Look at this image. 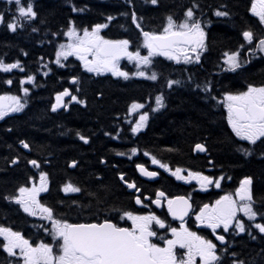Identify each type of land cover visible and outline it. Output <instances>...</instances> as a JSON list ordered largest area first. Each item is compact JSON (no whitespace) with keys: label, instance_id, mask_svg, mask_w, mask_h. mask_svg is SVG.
<instances>
[{"label":"trees","instance_id":"1","mask_svg":"<svg viewBox=\"0 0 264 264\" xmlns=\"http://www.w3.org/2000/svg\"><path fill=\"white\" fill-rule=\"evenodd\" d=\"M29 1L38 12L37 20L27 21L12 32L6 23L16 12L15 5L0 0V11L6 14L5 23L0 26V61L7 64L19 61L25 71L22 76L20 68L7 73L0 71V96L28 89L27 108L0 120V224L17 225L23 216L6 197L14 195L34 176L28 161L38 157L49 160L47 168L52 183L49 196L60 206L57 208L62 215L73 220L95 219L120 207H129L130 201L117 178L119 172L125 173L117 154L133 148L147 150L163 163L179 164L177 167L182 169L205 170L212 161L214 172L231 177L232 186L251 176L254 207L264 214V143L251 145L235 137L227 124V112L218 100L227 93L246 91L249 84L264 85V56L252 58V54L243 53L248 60L241 59L242 67L234 72L227 71L224 63L225 52L241 49L243 31L257 25L250 15L252 0H159L156 5L151 0ZM193 4L199 5L196 17L207 28V51L200 63L186 66L155 58L156 81L88 73L75 56L61 60L60 65L56 63L55 53L60 44L68 43L64 33L71 26L82 34L84 28L91 31L94 25L106 23L108 27L101 30L105 39H128L130 47L137 49L143 38L132 22L133 12L140 18L144 31L158 32L166 24L167 16L180 22ZM73 7L78 10L73 11ZM216 10L227 11L229 15L217 17ZM121 66L124 68L125 62ZM28 76L34 77L33 81L21 84ZM73 76L79 77L77 93L80 99L85 98L86 105L72 102L66 112H53L56 94L73 88L70 83ZM8 80L12 83L8 84ZM168 80L180 83L164 93L167 109L157 113L147 131L134 138L131 125L124 121L129 106L133 101L144 103L154 94L162 93L160 90ZM77 133L89 142L84 143ZM21 140L29 144V152ZM198 143L207 146L208 155L194 154ZM238 148H248L252 155L246 156ZM13 160L17 163L13 164ZM73 161L76 166L70 168ZM67 180L78 184L82 193L68 198L60 196L59 185ZM257 221L264 223L260 216ZM249 231L256 239L248 232L236 238L226 253V264H231L232 259L264 264V235L252 226ZM233 252L235 257L231 255ZM0 264H10V257L2 248Z\"/></svg>","mask_w":264,"mask_h":264},{"label":"snow or ice","instance_id":"2","mask_svg":"<svg viewBox=\"0 0 264 264\" xmlns=\"http://www.w3.org/2000/svg\"><path fill=\"white\" fill-rule=\"evenodd\" d=\"M159 0H151L153 5L158 4ZM9 4H14L17 16L13 17L15 22L9 21L6 27L12 32L17 31L18 27H23L22 21H35L38 18L34 4L26 2V0H8ZM199 5L193 4L184 12V19L177 22L173 16L166 18V24L162 30L158 32L144 31L135 12L131 14L133 24L143 37L141 48L147 50L146 55H141L140 50L131 51L130 40H111L105 39L101 35V30L108 27V24H96L91 31L88 28L82 30V34L77 31L75 26L68 28L64 33L68 37V43L60 44L57 49L56 63L61 64V60H67L70 56H75L82 62L83 68L88 73L102 75L111 73L112 76L122 77L128 80L131 76L144 77L151 81L158 79L157 73L149 69L153 64V58L160 56L176 63L184 64L200 63L201 56L207 51L206 36L202 22L196 19L195 9ZM226 7V6H222ZM77 11L75 7L72 9ZM251 13L258 17L259 23L264 25V0H252ZM217 17H226L229 15L227 11L216 10L214 13ZM112 17H108L111 20ZM5 23V15L0 13V24ZM33 31L37 29L33 28ZM243 39L249 45L253 43L254 33L251 30H245L242 33ZM241 48L243 45L240 46ZM257 49L264 53V38H260ZM239 51L231 53L225 52L224 63L227 65V71H236L241 68ZM122 58L134 62L137 71L129 73L122 71L119 67ZM20 68L19 61L15 63H4L0 61V71L5 73L12 69ZM23 71V68H20ZM47 75V73H45ZM34 77L28 76L27 81H33ZM72 84L79 82V77H72ZM8 84L12 81L8 80ZM21 84L25 81L21 80ZM178 80H168L167 87L172 88L173 85L179 84ZM199 87V85H197ZM207 90V89H206ZM79 91V89H77ZM25 95L28 89L24 88ZM65 97L70 100L65 102ZM56 103L52 105L51 110L57 111L58 108H67L70 102L77 104H86L85 100L74 95L69 89L65 88L62 92L56 94ZM156 108L153 111L164 107L163 94L155 97ZM224 106L227 109V124L231 128L232 133L240 141H247L251 145H256L258 141L264 143V85L254 86L249 84L246 91H240L236 94L227 93L224 97ZM25 107L21 102V98L15 95L0 96V120L4 119L9 113L20 112ZM145 105L143 103L133 101L128 108V114L138 113V119L135 120L131 131L133 134L144 129L149 120L148 112H141ZM79 139L84 143H88V138L77 133ZM107 135V133H106ZM24 148H29V144L20 141ZM198 151H205L202 144H197ZM244 155H252V151L248 148H238ZM132 153L135 154L137 149L133 148ZM144 155H148L147 152ZM152 164L159 165L160 168L170 171L167 164L161 163L156 157H152ZM13 164L17 160L12 161ZM35 168H39L37 160H29ZM72 167L76 166L73 161ZM137 168L141 174L148 177H156L155 171H148L144 165L138 164ZM182 169L176 168L171 174L177 180L190 182L195 180L201 189H207L210 185L219 188L220 181L224 179H214L212 176L204 175L201 172L189 171L187 176L182 175ZM123 181L125 178L120 176ZM130 189L137 188L135 182H127ZM48 191V174L40 172L39 183L33 182L30 187L21 186L18 188V194L6 199H11L20 208L30 216H39L41 219L50 222L51 227L45 228V231L51 236L52 242H40L33 246L19 231H14L10 227L0 226V248L7 253L9 257H17L16 264H224L220 252H227V241L224 235L217 234V229L222 228L224 232H228L234 227L238 233H252L246 227L243 220L238 218V213H243L248 221H256L260 216L264 220V214L258 212L254 207L256 200L253 194V178L251 176L244 177L239 187L233 194L221 196L214 204H204L195 215V220L212 230L215 240L219 241L224 248L218 251L217 243L212 239H208L202 235H198L194 231H190L185 226L184 217L188 215L192 208L189 202L190 198L177 196L171 199L165 197L163 191L156 193V199L152 201L157 206H161L162 198L167 199L168 212L174 219L181 221L180 226H166L165 221L155 214L136 215L131 211H124L121 219L131 221L130 226H121L119 223L112 222L111 219L105 218L103 221L97 222H69L67 219L56 216L55 209L45 205L40 200V194ZM65 193H79L81 188L67 183L63 186ZM135 203L140 205L143 203L141 197H135ZM153 224L158 225L159 229L170 230L171 238L160 236L163 246L153 241L158 236L156 230H153ZM258 232L264 235V223H254L252 225ZM252 239H256L252 235ZM184 250L182 255L177 254V250ZM233 257L236 254L231 253ZM231 264H245L243 260L232 259Z\"/></svg>","mask_w":264,"mask_h":264},{"label":"flooded vegetation","instance_id":"3","mask_svg":"<svg viewBox=\"0 0 264 264\" xmlns=\"http://www.w3.org/2000/svg\"><path fill=\"white\" fill-rule=\"evenodd\" d=\"M72 80V78H71ZM85 100V98H84ZM86 101V100H85ZM87 103V101H86ZM86 105V104H84ZM163 113V112H162ZM140 149V148H139ZM142 150V149H141ZM27 152L30 151L26 150ZM145 151V150H142ZM145 152H141L137 150V152L132 156L136 158L130 157L125 162H123L121 171H124L125 173L119 172L117 175V178L122 186V188L125 191L126 197L130 201L129 207H120V209L112 211L110 213V218L112 222L119 223L121 226H130L131 221H125L121 219V216L123 215V212L126 211V209H130L129 211L133 212L136 215H147V214H155L156 216L160 217L162 220L165 221L166 226L171 227H179L181 222L175 221L171 214L168 212L167 207V199L174 198L175 196H178L179 194H182V190L187 189L189 186H192L194 189L191 193L193 205H194V211L192 215L184 222L185 226L189 228L190 231L196 232L198 235H202L208 239H211L213 237L212 230L200 225L199 222L195 220L196 213L199 212L200 208L204 204H214L216 200H218L221 196L225 195V192H221L215 196H211V191H207V189H201L200 185L195 181L186 182L184 180H177L171 173L175 171L177 167L180 166L179 164L172 165L167 164L169 166L170 171H166L163 168H160L159 165L152 164L151 160L152 157L149 155H144ZM37 160L38 164L40 165L39 168L33 167L31 164V168L34 171V175L36 173L40 172H49L50 168H47L50 166L49 160L47 158H33ZM31 159V160H33ZM150 171H155L158 173V178L153 181H149L146 179H143L138 172L137 165L141 163ZM117 168L116 166H114ZM72 168V167H70ZM182 169V168H181ZM124 175V180L122 181L120 179V175ZM187 176V175H185ZM220 177H216V179H219ZM226 179V178H225ZM127 182H135L137 185V188L140 189V192H137L136 189L131 191L130 188L127 187ZM63 186V183L59 185V189ZM58 189V190H59ZM158 191H163L165 193V198H162L161 206H157L155 203H152L156 199V193ZM65 195L60 194L62 197H67L71 195V193H64ZM140 196L141 200L143 201L142 204L137 205L135 203V197ZM56 201H52L48 203V205L51 207V203H55ZM127 205V204H126ZM33 218V224H35L36 230L32 229L31 226L25 225L20 229L26 228V232L29 234H32L36 236L37 238H51V236L45 231V228H50L51 224L49 221L41 219L39 216H32ZM26 223V220L22 216L19 219V222H17L18 226H22ZM153 230H156L158 233L157 237L153 238V241L156 243H159L161 246H163V241L159 239L160 236H166L170 238L171 233L170 230L165 229H159L158 225L153 224ZM24 232L25 235L27 233ZM30 236V235H27ZM51 240V239H50Z\"/></svg>","mask_w":264,"mask_h":264},{"label":"rangeland","instance_id":"4","mask_svg":"<svg viewBox=\"0 0 264 264\" xmlns=\"http://www.w3.org/2000/svg\"><path fill=\"white\" fill-rule=\"evenodd\" d=\"M7 1H8V0H7ZM28 2H30V1H28ZM17 15H18V13L16 12V14H15L13 17H15V16H17ZM13 17L11 16V19H13ZM14 22H15V21H14ZM248 45H249V44H248ZM251 45H253V43H252ZM251 45H249V46H251ZM129 50H130V49H129ZM140 51H141V50H140ZM146 54H147V50H146V49H145L144 52L141 51V55H146ZM258 54L264 55V53L260 52L259 50H258ZM122 60H127V59H126V58H122L121 61H122ZM126 65H127L128 67L133 68V72L137 71L134 62H131V61H128V60H127ZM119 66H120V64H119ZM123 70L128 71L127 69H123ZM149 74H151V70H150V69H149ZM130 76H131V75H130ZM21 102H22V103H25V100L21 98ZM154 108H156V107H154ZM22 110H23V109H22ZM138 116H139V115H138ZM138 116H137L136 120L138 119ZM131 120H132V119H131ZM35 182H36L37 184L39 183V181H35ZM31 185H32V184L29 183L27 186L30 187ZM237 215H238V218L241 219V220H243V222H244L245 224L248 223V222H253V221H248V220H247V217H244L243 213H238ZM235 232H237V230H236L234 227L230 228L229 231H228V233H235ZM13 259H18V258H17V257H13Z\"/></svg>","mask_w":264,"mask_h":264},{"label":"water","instance_id":"5","mask_svg":"<svg viewBox=\"0 0 264 264\" xmlns=\"http://www.w3.org/2000/svg\"><path fill=\"white\" fill-rule=\"evenodd\" d=\"M206 149V148H205ZM196 152H199V153H202V154H204L205 152H206V150L205 151H203V152H201V151H198L197 149H196ZM143 175V174H142ZM143 176H145V175H143ZM145 177H147V176H145ZM149 178H154V177H149ZM190 202V201H189ZM191 203V202H190ZM192 205V204H191ZM191 210H192V208H191ZM191 210L189 211V213L191 212ZM188 213V214H189ZM186 217V216H185ZM184 217V218H185ZM179 220V219H178Z\"/></svg>","mask_w":264,"mask_h":264},{"label":"bare ground","instance_id":"6","mask_svg":"<svg viewBox=\"0 0 264 264\" xmlns=\"http://www.w3.org/2000/svg\"><path fill=\"white\" fill-rule=\"evenodd\" d=\"M44 1V0H43ZM26 35V34H25ZM24 36V35H23ZM17 37V36H16ZM30 37V36H29ZM26 38V37H25ZM11 46V45H10ZM45 49V48H44ZM84 94V93H83ZM88 95V94H87ZM84 96V95H83ZM86 97V96H85ZM42 107V106H41ZM38 108V107H37ZM59 120V119H58Z\"/></svg>","mask_w":264,"mask_h":264}]
</instances>
